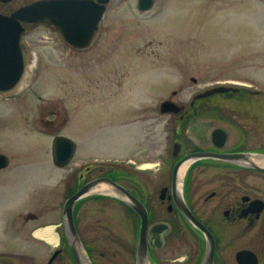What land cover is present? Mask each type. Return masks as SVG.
Here are the masks:
<instances>
[{
	"label": "flooded vegetation",
	"instance_id": "1",
	"mask_svg": "<svg viewBox=\"0 0 264 264\" xmlns=\"http://www.w3.org/2000/svg\"><path fill=\"white\" fill-rule=\"evenodd\" d=\"M39 1L48 7L78 2L70 12L86 13L84 20L76 21L90 30L96 9L104 7L93 42L84 48L71 45L57 26L70 21L54 20L48 16L50 11L43 20L20 16L21 10ZM112 1L0 0V15L23 29L21 43L32 67L36 53L27 36L37 24L55 31L46 39L63 43L77 56L88 54L90 64L97 67L85 86L75 88V100L86 97L108 104L116 101L126 81L122 61L108 62L126 40L103 31ZM153 7L141 9L136 1L138 12ZM247 47L223 58L227 65L216 73L190 75L189 81L180 82L181 90L172 89V96L159 102L153 125L161 129L162 140H156L153 150L145 154L151 162L126 156L90 162L82 157L65 178L62 195L49 199L43 195L34 206L38 209L4 219L0 236L13 250L0 255V264H78L66 232L65 203L88 183L103 178L125 188L146 210L150 264H205L210 250L211 264H264V40L253 37ZM112 69L119 73L115 80ZM58 88L63 91L64 85ZM37 97L42 99L40 94ZM165 101L175 104L163 111ZM37 107L46 130L56 127V135L65 134L62 129L70 121L66 106L57 102ZM114 114L116 129L128 125L121 112ZM77 154L78 144L73 161ZM73 216L92 264H138L144 218L126 195L84 194L75 201Z\"/></svg>",
	"mask_w": 264,
	"mask_h": 264
},
{
	"label": "rangeland",
	"instance_id": "2",
	"mask_svg": "<svg viewBox=\"0 0 264 264\" xmlns=\"http://www.w3.org/2000/svg\"><path fill=\"white\" fill-rule=\"evenodd\" d=\"M136 1L113 0L103 27L105 33L126 39L108 61H122L126 72L122 92L108 104L75 100L74 92L97 67L88 54L77 56L63 43L46 39L55 34L49 26L30 27L27 40L32 41L35 63L17 94L0 96V152L10 160L0 170V235L4 219L38 209L34 206L43 195H62L65 178L82 157L90 162L120 156L151 162L145 154L162 140L161 129L153 125L159 102L172 96V89L181 90L180 82L190 75L226 67L223 58L246 50L251 38L264 40V0H156L149 12H138ZM111 71L115 80L119 73ZM62 84L63 91L58 88ZM57 102L70 113L63 133L78 144L77 157L65 168L52 160L59 130L41 125L37 107ZM114 112L122 113L126 127L115 128ZM9 250L0 236V255Z\"/></svg>",
	"mask_w": 264,
	"mask_h": 264
},
{
	"label": "water",
	"instance_id": "3",
	"mask_svg": "<svg viewBox=\"0 0 264 264\" xmlns=\"http://www.w3.org/2000/svg\"><path fill=\"white\" fill-rule=\"evenodd\" d=\"M100 1L107 2L108 0ZM76 3L73 1H62L59 3H52L53 5L48 7L44 6L43 1H39L21 10L20 16L32 20H43L50 16L54 20L70 21L59 23L57 26L71 45L84 48L88 47L93 42L95 35L99 32L104 15V7L96 9L97 13L93 23L94 28L90 30V28L88 29V25L76 21L84 20L87 17L86 13L81 12L77 15L70 12V7L74 6ZM79 4L81 3L79 2ZM153 4L154 0H139V8L141 9H150ZM82 9H84L83 6L81 7V10ZM60 10H63L62 14L58 13ZM86 10L87 9H85V11ZM49 11L51 13L50 15H48ZM24 13L26 15H24ZM8 20V18L0 15V96H10L17 93L21 89L29 70L31 69L29 53L21 43L23 29L20 25ZM222 89L223 88H219V90ZM173 104H175L173 101H165L162 105V110L167 111L166 107H168V105L172 106ZM75 151L76 142L72 138L66 135H57L54 137L52 143V156L55 164L58 166L68 165L72 161ZM9 161V157L0 152V169L8 166ZM100 184H106L109 186V191L114 194L126 195L128 203H130L143 216L144 229L138 251V264H150L144 231L147 222L146 210L144 209L143 211L137 199L129 191L110 178H103L88 183L70 196L65 203L64 221L66 232L78 264H92V262L77 232L73 216V207L77 199L84 194L93 192V189ZM212 257L213 253L210 250L205 264H211Z\"/></svg>",
	"mask_w": 264,
	"mask_h": 264
},
{
	"label": "bare ground",
	"instance_id": "4",
	"mask_svg": "<svg viewBox=\"0 0 264 264\" xmlns=\"http://www.w3.org/2000/svg\"><path fill=\"white\" fill-rule=\"evenodd\" d=\"M184 170H185V168H183V171ZM108 191H109V186H107L106 184H100L93 189V192H108ZM48 230L49 229H46L45 231H48Z\"/></svg>",
	"mask_w": 264,
	"mask_h": 264
}]
</instances>
